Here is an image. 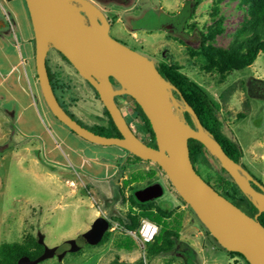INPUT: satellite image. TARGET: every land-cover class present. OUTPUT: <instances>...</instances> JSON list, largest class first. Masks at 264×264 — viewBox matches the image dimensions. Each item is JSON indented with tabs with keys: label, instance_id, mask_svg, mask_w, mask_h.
<instances>
[{
	"label": "rangeland",
	"instance_id": "374dc122",
	"mask_svg": "<svg viewBox=\"0 0 264 264\" xmlns=\"http://www.w3.org/2000/svg\"><path fill=\"white\" fill-rule=\"evenodd\" d=\"M89 1L102 10L112 24L113 38L156 65L161 62L177 65L205 87L216 104L222 133L240 145L243 165L264 185V54L261 53L251 67L224 74L218 70L219 55L209 64L191 54V50L202 49L217 5L225 19V32L214 40V45L230 48L240 42L238 31L249 19L248 7L242 0H220V3L218 0ZM76 7L81 18L91 26L85 9L79 4ZM96 18L100 22L101 18ZM17 21L26 34L23 16L18 14ZM258 32L264 40V31ZM49 56L52 65L57 62L64 68L67 92L62 96L65 103L60 90L56 94L66 111L85 127L105 124V106L94 89L77 75L72 65L61 59L57 50L51 49ZM14 60L12 56L4 60L3 71L8 70ZM5 88L0 90V97ZM114 88L122 89V85ZM33 102L26 113L32 127L28 132L30 140L24 143L21 125L0 110V147H11L0 152V246L25 243L28 236L39 239L42 235L46 246L55 248L57 254L65 253L61 260L55 255L39 264H234L232 258L236 264H245L242 258L232 257L225 251L192 208L180 200L158 164L134 161L129 152L117 146L88 143L60 123L41 101L34 99ZM119 102L139 138L150 143L151 137L143 133V121L135 112L136 102L130 96H121ZM21 104L26 107L25 96ZM9 107L3 105L2 108ZM174 110L184 120L186 107L180 101H174ZM71 146L75 153L70 150ZM80 150L101 164L89 162L85 168H80L77 155ZM214 156L207 155L198 165L202 177L221 171L222 165ZM150 170L157 172L154 179L139 185L124 184L133 174ZM242 175L247 180L246 175ZM156 183L163 186L164 195L151 201L149 206L164 204L183 211L187 219L184 237L191 239L195 228L202 229L205 235L195 243L180 239L173 252L152 258L147 246H140L139 239L131 236L120 221H127L135 192ZM99 217L110 222L108 231L113 233V238L101 245L86 244L79 236ZM121 235L132 237L137 248L131 252L119 250L114 239ZM70 239L77 240L78 252H70L66 244Z\"/></svg>",
	"mask_w": 264,
	"mask_h": 264
},
{
	"label": "water",
	"instance_id": "95a60500",
	"mask_svg": "<svg viewBox=\"0 0 264 264\" xmlns=\"http://www.w3.org/2000/svg\"><path fill=\"white\" fill-rule=\"evenodd\" d=\"M35 33L36 69L44 99L52 114L84 140L102 146H117L142 160L158 164L183 201L195 212L210 234L228 252L240 253L249 264H264V226L259 216L251 217L217 192L197 172L192 163L188 139L203 143L221 162L240 190L258 206L264 203V185L224 151L221 144L205 130L187 102H183L196 128L178 117L174 110L176 88L166 81L155 62L113 38L105 14L89 0H25ZM76 4L89 16L88 25L77 12ZM96 16L101 18L100 22ZM51 49L62 53L76 71L95 89L110 113L122 137H106L89 130L65 110L52 86L47 58ZM115 61L120 64L116 65ZM115 79L122 89H115ZM124 84L129 87L126 88ZM130 96L144 110L156 136L157 148L143 142L130 128L116 98ZM190 132L185 139L184 131ZM216 152V154L213 153ZM246 175L247 180L243 177ZM258 187L257 190L254 186ZM164 188L156 183L135 192L136 199L147 203L161 198ZM110 222L97 218L79 239L89 245L102 241ZM254 232L251 235L250 231ZM43 254L32 260L21 258L17 264H39L55 256V248L45 245ZM72 253L78 252L77 240L66 241ZM63 254H59L61 260Z\"/></svg>",
	"mask_w": 264,
	"mask_h": 264
},
{
	"label": "trees",
	"instance_id": "16d2710c",
	"mask_svg": "<svg viewBox=\"0 0 264 264\" xmlns=\"http://www.w3.org/2000/svg\"><path fill=\"white\" fill-rule=\"evenodd\" d=\"M6 1L12 2L15 0ZM218 2L220 3V0H218ZM242 3L244 6L248 7L249 19L245 20L244 27L242 30L238 31V37L240 39V42H237L238 44H235L230 48L216 47L214 45V40L225 32V19L220 15L221 10L217 5L213 10V24L204 39L202 49L200 51L191 50L192 56L201 57L209 64L214 63L215 57L219 55L218 70L221 74H224L226 71L245 70L255 63L261 53L264 54V40L261 38L258 32L261 29L264 31V0H242ZM58 53L65 62L72 65L62 53ZM157 68L162 77L175 86L176 91H173L175 99L180 101L182 104L184 101L187 102L197 114L205 130L221 144L225 153L232 160H234L237 164L242 165L246 170L242 163V159L244 157L243 150L237 142L231 140L222 133L221 124L216 115V104L213 101V97L205 89V87L193 81L175 64L161 62L157 64ZM48 71L55 92L57 90L63 89V87L60 85V80L54 76L49 67ZM111 83L113 86L119 84L115 79H111ZM96 95L99 97L97 92ZM135 112L143 121V133L148 134L151 137L152 141L154 142V146H156L155 148H157L156 136L153 131L152 124L143 108L137 102ZM105 115L107 117L105 124L96 125L92 128H86L102 136L122 137L106 108ZM72 118H74V116H72ZM184 120L193 128H196L194 118L189 112H185ZM188 147L190 150L192 163L194 164L197 172L200 174L198 165L200 164L201 160L207 157V155H214L203 143L194 138L188 139ZM131 157L134 161L146 162L145 160H142L133 154H131ZM159 168L162 170L161 167ZM220 170L221 171L215 175H209L208 177L203 178L217 192L233 202L249 216L255 217L258 215V220L264 226V211H260L256 203L248 195L239 190L231 175L223 167H221ZM156 175V170L138 172L133 174L130 179H127L124 184L126 186H131L133 184L139 185L146 180L154 179ZM170 185L173 189H175L171 182ZM253 186L259 190L254 184ZM179 198L185 205H188L180 196ZM131 201L132 203L130 205V210L126 216L127 221H120V223H122V225H124L128 231H137L143 219H148L154 222L158 225L160 232L155 241L147 245L148 255L154 258L173 252L177 247V243L181 239V232L184 228L185 222L184 212L174 209L170 205L164 204L153 208L152 206H149L151 204L150 202L141 203L136 199L135 196L132 197ZM112 238L113 233L108 231L103 237L102 241L97 245L105 244ZM114 244L119 250H125L129 252L137 248L136 241L127 235L116 237V239H114ZM43 252L44 246L39 244V239L33 236H28L25 243H5L1 245L0 264H17L18 261L24 257L35 260L39 258ZM228 253L232 257L242 258L245 261V264H249L245 257L240 253Z\"/></svg>",
	"mask_w": 264,
	"mask_h": 264
},
{
	"label": "crops",
	"instance_id": "0c3cea01",
	"mask_svg": "<svg viewBox=\"0 0 264 264\" xmlns=\"http://www.w3.org/2000/svg\"><path fill=\"white\" fill-rule=\"evenodd\" d=\"M18 14L23 16L25 27H27L26 34H24L19 26V22L17 21ZM33 33V24L25 0H15L12 2L0 0V90L6 87L0 97L2 102L0 103V110L5 112V114L9 117L11 116L21 125V139L24 140L23 143L30 140L28 132H31L32 127L30 121L26 118V113L27 110L34 105L33 100L35 99L36 101H41V103L46 105L49 112L52 113L44 99L37 75L36 41L35 33ZM21 44L23 45L21 46ZM10 56H12L15 60L8 70L3 71V62ZM61 59L63 58L61 57ZM49 63L52 73L60 80V85L63 87V89L60 90L61 99H63L62 95L67 92V82L64 79V68L57 62L52 65L50 56ZM77 75L82 77L79 73ZM66 76H68V74ZM82 79L84 78L82 77ZM21 95L22 97L25 96L27 98L26 107H24L23 104L20 105L22 98ZM63 103H65L64 99ZM3 105H10V107L8 109H3ZM72 133L76 135L73 131ZM35 138L31 140H34ZM10 148V145H4L0 147V152ZM23 149L29 150V148ZM70 150L73 153L76 152L73 146L70 147ZM84 154L85 153L81 150L77 152L80 161V168H85L84 165L89 162H94L97 165L101 164L98 162V159H93V157H89ZM186 220L187 219L185 217V222ZM184 228L181 232V239L186 241L195 243V241L203 239L205 235L202 229L195 228L194 233L191 235V240L190 238L183 236ZM232 260L233 263L236 264L235 259L232 258Z\"/></svg>",
	"mask_w": 264,
	"mask_h": 264
},
{
	"label": "built area",
	"instance_id": "2783aa9c",
	"mask_svg": "<svg viewBox=\"0 0 264 264\" xmlns=\"http://www.w3.org/2000/svg\"><path fill=\"white\" fill-rule=\"evenodd\" d=\"M160 229L154 222L143 219L141 225L136 232L129 231L131 236L139 239L140 246H147L155 241L156 237L159 235Z\"/></svg>",
	"mask_w": 264,
	"mask_h": 264
},
{
	"label": "flooded vegetation",
	"instance_id": "af4514ba",
	"mask_svg": "<svg viewBox=\"0 0 264 264\" xmlns=\"http://www.w3.org/2000/svg\"><path fill=\"white\" fill-rule=\"evenodd\" d=\"M111 26V28H112V24H110ZM111 28H110V30H111ZM111 34V33H110ZM48 60V59H47ZM86 81V80H85ZM87 82V81H86ZM88 83V82H87ZM89 84V83H88ZM91 86V85H90ZM116 86V85H115ZM92 87V86H91ZM114 87V86H113ZM56 93V92H55ZM57 95V94H56ZM57 97H58V95H57ZM121 97V96H120ZM120 97H117L116 98V102H117V104H118V106H119V108L121 109V111H122V113H123V115H124V112H123V109H122V106H121V104H120V102H119V98ZM58 99H59V97H58ZM133 99V98H132ZM134 100V99H133ZM59 101H60V99H59ZM135 101V100H134ZM136 102V101H135ZM60 103H61V101H60ZM64 107V106H63ZM136 109V108H135ZM66 110V109H65ZM76 120V119H75ZM127 120V122H128V124H129V126H130V128L133 130V132L137 135V137H139V135L136 133V131L133 129V127H132V125L130 124V122L128 121V119H126ZM82 125V124H81ZM143 142H144V140H142ZM146 143V142H145ZM147 144V143H146ZM148 145L149 146H151V147H156V146H154V142L152 141V139H151V141H150V143H148ZM148 187V186H147ZM84 242V241H83ZM55 255H59V254H57V252H56V250H55Z\"/></svg>",
	"mask_w": 264,
	"mask_h": 264
},
{
	"label": "bare ground",
	"instance_id": "6f19581e",
	"mask_svg": "<svg viewBox=\"0 0 264 264\" xmlns=\"http://www.w3.org/2000/svg\"><path fill=\"white\" fill-rule=\"evenodd\" d=\"M115 64L118 65V64H120V63H119L118 61H115ZM124 86H125L126 88L129 87L127 84H124ZM184 136H185V139H187V138L190 136V132L187 131V130H185V131H184ZM213 153L216 154L215 151H213ZM260 206H261L262 208H264V203H261ZM250 233H251V235H254V232H253L252 230L250 231Z\"/></svg>",
	"mask_w": 264,
	"mask_h": 264
}]
</instances>
